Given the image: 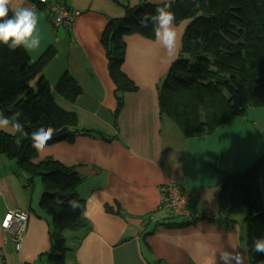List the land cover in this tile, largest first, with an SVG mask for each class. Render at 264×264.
Wrapping results in <instances>:
<instances>
[{
  "label": "crops",
  "instance_id": "obj_1",
  "mask_svg": "<svg viewBox=\"0 0 264 264\" xmlns=\"http://www.w3.org/2000/svg\"><path fill=\"white\" fill-rule=\"evenodd\" d=\"M58 1L81 10L72 29L54 26L49 13L33 0H12L11 7L36 12L40 45L27 52L36 61L48 48L55 49L43 74L57 104L76 114L75 129L91 131L47 144L34 159L39 163L52 157L83 177L78 192L86 201L89 226L65 232L66 264H218V252L230 246L237 248L244 264H252L247 211L225 212L220 194L227 174L245 172L264 154V106L251 105L214 132L188 137L162 113L159 88L180 55L190 20L175 24L179 48L172 58L155 38L126 36L121 70L137 89L118 92L101 38L111 19L122 18L126 7L141 0ZM65 73L82 88L75 100L56 91ZM173 181L191 193L196 221L175 219L163 206L161 188ZM44 192L40 177L30 180L15 159L0 153V264H49L53 225L40 207ZM12 208L29 212L19 251L1 227Z\"/></svg>",
  "mask_w": 264,
  "mask_h": 264
},
{
  "label": "trees",
  "instance_id": "obj_2",
  "mask_svg": "<svg viewBox=\"0 0 264 264\" xmlns=\"http://www.w3.org/2000/svg\"><path fill=\"white\" fill-rule=\"evenodd\" d=\"M34 4L43 8L40 0ZM157 4L141 0L126 7L122 18L111 19L102 44L118 92L135 91L137 86L121 70L125 61V37L139 34L155 38L151 25L142 28L138 17L153 13ZM175 22L189 19L179 57L171 64L159 88L162 113L172 117L188 137L210 134L249 106H264V0H174ZM48 48L33 61L23 47L14 51L0 44V111L11 118L21 111L23 132L0 130V153L15 159L30 180L40 177L45 192L40 207L52 217V249L49 264H66V231L89 226L86 201L78 192L83 177L74 169L48 157L35 163L36 150L30 134L36 126H52L55 135L48 144L72 141L90 130L75 129L78 118L54 99L43 69L54 56ZM56 91L69 100L82 92L65 73ZM120 99V98H119ZM122 105V102L119 101ZM79 207L73 211L69 201ZM220 207L227 213L245 208L246 239L252 264H264V253L252 249L255 238L264 237V154L244 173L227 174L222 182Z\"/></svg>",
  "mask_w": 264,
  "mask_h": 264
},
{
  "label": "clouds",
  "instance_id": "obj_3",
  "mask_svg": "<svg viewBox=\"0 0 264 264\" xmlns=\"http://www.w3.org/2000/svg\"><path fill=\"white\" fill-rule=\"evenodd\" d=\"M12 0H0V44L6 45L14 51L18 47L25 50H34L40 45V36L37 32L38 17L31 7H11ZM157 4L153 13H144L138 17L139 25L148 28L150 25L156 41L169 58L174 57L179 48V36L175 26V13L171 11L174 0H152ZM12 16L9 17V10ZM21 111H16L11 118L0 116V130H11L13 133L23 132L20 122ZM55 135V129L48 126H36L30 134L32 147L37 153L45 151L48 141ZM73 211L79 207L75 200L69 201ZM252 249L256 253H264V237L255 238ZM218 264H244V258L235 246L230 250L218 252Z\"/></svg>",
  "mask_w": 264,
  "mask_h": 264
},
{
  "label": "built area",
  "instance_id": "obj_4",
  "mask_svg": "<svg viewBox=\"0 0 264 264\" xmlns=\"http://www.w3.org/2000/svg\"><path fill=\"white\" fill-rule=\"evenodd\" d=\"M43 8L49 13L54 26L72 29L81 10L72 8L58 0H40ZM163 206L175 216H183L186 222H194L199 217L190 209L192 195L180 183L170 182L162 186ZM29 212L19 208L8 209L1 221V227L11 234L15 249L21 250L28 229ZM30 264V263H24Z\"/></svg>",
  "mask_w": 264,
  "mask_h": 264
},
{
  "label": "rangeland",
  "instance_id": "obj_5",
  "mask_svg": "<svg viewBox=\"0 0 264 264\" xmlns=\"http://www.w3.org/2000/svg\"><path fill=\"white\" fill-rule=\"evenodd\" d=\"M187 20H189V19H187ZM184 21H185V20H184ZM182 22H183V21H182ZM182 22H180V23H176V22H175V24H176V25H180ZM146 38H147V37H146ZM148 39H152V40H153L154 38H148ZM243 173H244V172H243ZM175 219H182V220H183V219H185V218H184L183 216H179V217H176V216H175ZM246 226H247V225H246ZM246 229H247V228H246Z\"/></svg>",
  "mask_w": 264,
  "mask_h": 264
}]
</instances>
